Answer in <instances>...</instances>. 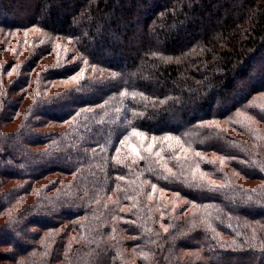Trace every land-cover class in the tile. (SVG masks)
<instances>
[{"label":"trees","instance_id":"1","mask_svg":"<svg viewBox=\"0 0 264 264\" xmlns=\"http://www.w3.org/2000/svg\"><path fill=\"white\" fill-rule=\"evenodd\" d=\"M0 264H264V0H0Z\"/></svg>","mask_w":264,"mask_h":264}]
</instances>
